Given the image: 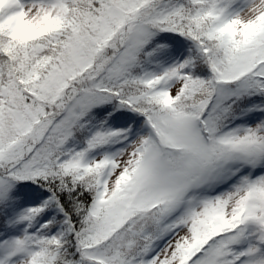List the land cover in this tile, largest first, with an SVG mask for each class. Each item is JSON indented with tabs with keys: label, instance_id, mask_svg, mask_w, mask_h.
Returning <instances> with one entry per match:
<instances>
[{
	"label": "snow or ice",
	"instance_id": "snow-or-ice-1",
	"mask_svg": "<svg viewBox=\"0 0 264 264\" xmlns=\"http://www.w3.org/2000/svg\"><path fill=\"white\" fill-rule=\"evenodd\" d=\"M0 264H264V0H0Z\"/></svg>",
	"mask_w": 264,
	"mask_h": 264
}]
</instances>
